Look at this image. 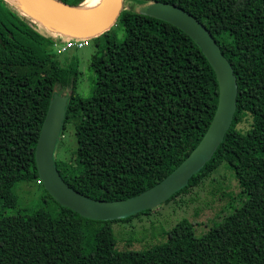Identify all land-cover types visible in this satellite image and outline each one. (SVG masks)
Masks as SVG:
<instances>
[{
	"label": "trees",
	"instance_id": "16d2710c",
	"mask_svg": "<svg viewBox=\"0 0 264 264\" xmlns=\"http://www.w3.org/2000/svg\"><path fill=\"white\" fill-rule=\"evenodd\" d=\"M57 1L78 8L85 0ZM154 1L175 4L209 30L236 76V111L211 159L165 202L123 219H87L54 200L37 174L35 146L55 94L68 96L55 147L68 123L77 147L69 166H54L71 189L107 202L163 180L216 111V76L198 43L139 12ZM123 4L115 23L123 47L115 48L111 30L91 38L93 88L83 98L77 66L58 60L59 39L0 0V264H264V0ZM32 183L43 206L9 215L15 186ZM164 207L184 215L161 220Z\"/></svg>",
	"mask_w": 264,
	"mask_h": 264
},
{
	"label": "water",
	"instance_id": "95a60500",
	"mask_svg": "<svg viewBox=\"0 0 264 264\" xmlns=\"http://www.w3.org/2000/svg\"><path fill=\"white\" fill-rule=\"evenodd\" d=\"M54 34L73 38H94L107 31L120 14L123 0H103L98 9L86 10L83 4L70 7L57 0H21L39 16L30 13ZM143 15L162 20L183 31L200 46L212 67L218 84V101L212 121L197 146L163 180L136 197L117 201H101L86 197L71 189L54 166V150L61 131L68 96L55 94L48 108L36 142L34 159L38 177L48 194L61 206L92 220L123 219L147 209H154L184 188L189 179L209 161L230 128L238 86L233 68L209 30L190 13L175 4L154 1L142 6Z\"/></svg>",
	"mask_w": 264,
	"mask_h": 264
},
{
	"label": "rangeland",
	"instance_id": "374dc122",
	"mask_svg": "<svg viewBox=\"0 0 264 264\" xmlns=\"http://www.w3.org/2000/svg\"><path fill=\"white\" fill-rule=\"evenodd\" d=\"M85 1L83 4V8H85ZM123 7L130 8L131 5L127 1H125ZM108 30H111L114 35L115 48L117 47L119 49H122L123 47L122 43L124 42V33L122 29L114 24ZM58 38L61 39L60 40L61 43L62 40L65 39L63 35H58ZM96 50H97L96 46L92 42H89L87 46L81 49H69L63 54H58V60L61 62L63 66L69 65L71 63H74L77 66L78 80H77L76 92L78 93V95H80L83 98H88L92 94L94 74L90 69V60H91V56L95 54ZM246 127H247V123H243L238 126V128L241 129ZM76 147H77V143L74 135L73 125L71 123L65 124L59 144L58 146L55 147L54 150V159L58 160V163L61 166H65V167L69 166L71 153L76 149ZM14 193L17 197V207L14 210L8 211L9 215L14 214V212L18 209L31 212L37 209L38 207L43 206L44 193L42 191V188L35 185L34 183L29 185L17 184L15 186ZM158 214H160L159 218L161 220L163 217H165V219L170 223L173 221V219L176 216L184 215L181 209H176L175 213H172L170 207L160 208L158 210ZM188 214H190V212ZM140 226L141 224L136 225V229H139ZM162 228L163 227L159 224V226L157 227V232ZM113 233L116 236L115 226L113 227ZM119 246L123 247L122 243H120ZM139 247H140L139 244H135L133 246L134 249H137Z\"/></svg>",
	"mask_w": 264,
	"mask_h": 264
},
{
	"label": "built area",
	"instance_id": "2783aa9c",
	"mask_svg": "<svg viewBox=\"0 0 264 264\" xmlns=\"http://www.w3.org/2000/svg\"><path fill=\"white\" fill-rule=\"evenodd\" d=\"M59 34H54L57 39ZM60 42L61 39L56 40L53 44L55 51L57 54H63L64 52L68 51L69 49H81L88 45L91 42V38H73V37H66ZM60 49V50H59Z\"/></svg>",
	"mask_w": 264,
	"mask_h": 264
},
{
	"label": "bare ground",
	"instance_id": "6f19581e",
	"mask_svg": "<svg viewBox=\"0 0 264 264\" xmlns=\"http://www.w3.org/2000/svg\"><path fill=\"white\" fill-rule=\"evenodd\" d=\"M16 3H18L20 6L25 7L30 13L39 16L41 19L45 20L46 18L38 15L29 5H27L26 3L22 2L21 0H12ZM103 0H86L85 1V9L86 10H94V9H98L101 7Z\"/></svg>",
	"mask_w": 264,
	"mask_h": 264
}]
</instances>
